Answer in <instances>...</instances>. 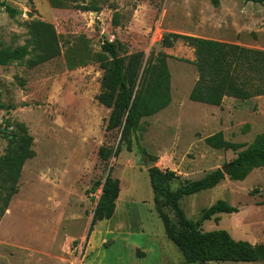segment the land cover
Wrapping results in <instances>:
<instances>
[{"label":"rangeland","instance_id":"rangeland-1","mask_svg":"<svg viewBox=\"0 0 264 264\" xmlns=\"http://www.w3.org/2000/svg\"><path fill=\"white\" fill-rule=\"evenodd\" d=\"M216 1L215 7L213 0H0V48L24 46L27 27L39 21L53 28L61 51L34 68H28L33 54L0 67V157L7 135L19 125L31 136L34 153L0 221V264H187L154 211L144 156L133 136L128 152L119 145L120 133L106 131L110 110L96 100L99 63L68 70L66 62L82 50L98 59L103 41L114 43L120 58L141 54L145 62L163 54L171 104L141 121L139 144L157 159L153 166L181 181L199 179L236 158L207 147L206 138L221 132L243 151L264 128V96L224 99L217 108L190 102L197 81L194 50L181 41L161 46L164 36L178 35L264 52V2ZM90 5L98 11L81 10ZM118 146L116 157H99L101 148L113 154ZM108 175L119 183L116 210L112 219L91 227ZM218 201L238 213L218 215L217 222L202 224V232L225 231L235 241L264 246V169L243 182L225 178L210 191L182 198L180 207L195 222Z\"/></svg>","mask_w":264,"mask_h":264},{"label":"trees","instance_id":"trees-1","mask_svg":"<svg viewBox=\"0 0 264 264\" xmlns=\"http://www.w3.org/2000/svg\"><path fill=\"white\" fill-rule=\"evenodd\" d=\"M75 2L76 0H64ZM263 4L264 0H247ZM217 6V1L213 0ZM6 13L13 17L16 12L6 8ZM83 12H97L90 5L82 7ZM28 28L30 39L22 47L15 49L0 48V67H7L21 62L33 54L28 68H34L61 54L57 38L50 25L32 21ZM183 42L194 50L195 61L192 63L197 73V81L189 93L192 103L211 107H220L224 99L247 101L264 96V52L252 51L221 43L183 37L164 36L163 48L170 49L177 42ZM31 47L32 51H29ZM102 56L90 58L87 50L79 52L77 60H67L68 70L84 67L98 62L103 72L100 93L97 102L110 110L106 131L120 133L119 145L124 144L128 152L132 149L131 136L138 151L151 163L156 158L146 154L139 144L141 121L165 110L171 104L170 75L166 58L158 54L154 59L144 62L141 54L120 58L114 43L103 41ZM107 56L110 57L107 59ZM1 108V106H0ZM7 135V147L0 157V221L8 208L12 197L18 192V181L24 164L34 157L32 138L23 125ZM3 134V130H1ZM213 150L232 151L236 158L223 168L206 174L196 181H181L175 172L160 170L153 166L147 170L152 202L156 215L162 223L166 238L177 248L187 264L208 263H257L264 261V246H252L245 241H235L225 231L204 233L203 223L218 215L237 214L238 210L225 202L218 201L203 210L197 221L188 220L180 207L184 197H191L216 188L228 178L232 182H243L254 170L264 169V128L255 137L253 143L243 151L237 145L224 141L221 132L204 140ZM120 146L112 151L101 148L99 157L109 160L116 157ZM176 186L175 188H173ZM120 190L117 180L109 175L101 187V194L93 211L91 227L97 222L109 221L115 213V204ZM92 231L90 228L89 232Z\"/></svg>","mask_w":264,"mask_h":264},{"label":"water","instance_id":"water-1","mask_svg":"<svg viewBox=\"0 0 264 264\" xmlns=\"http://www.w3.org/2000/svg\"><path fill=\"white\" fill-rule=\"evenodd\" d=\"M4 131H6V130L4 129ZM144 160H145V168L147 170H149L150 168L153 167L152 163L149 161V159L147 157H144ZM221 172L225 175L226 172H227V169L226 168H221Z\"/></svg>","mask_w":264,"mask_h":264},{"label":"crops","instance_id":"crops-1","mask_svg":"<svg viewBox=\"0 0 264 264\" xmlns=\"http://www.w3.org/2000/svg\"><path fill=\"white\" fill-rule=\"evenodd\" d=\"M214 108H217V107H214ZM211 173V172H210ZM204 177V176H203ZM203 177H201V178H203ZM201 178H199V179H201ZM199 179H193L194 181H196V180H199ZM189 181H191V180H189ZM116 210V209H115ZM114 216V215H113ZM165 234V233H164ZM166 237V236H165ZM167 239V238H166ZM168 240V239H167ZM169 241V240H168ZM170 242V241H169ZM88 250H89V255L91 254V252L93 251V248H92V246H89V248H88ZM143 256V255H142Z\"/></svg>","mask_w":264,"mask_h":264}]
</instances>
